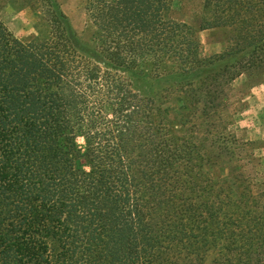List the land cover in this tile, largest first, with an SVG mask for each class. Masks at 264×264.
<instances>
[{
	"label": "trees",
	"instance_id": "1",
	"mask_svg": "<svg viewBox=\"0 0 264 264\" xmlns=\"http://www.w3.org/2000/svg\"><path fill=\"white\" fill-rule=\"evenodd\" d=\"M193 1L86 0L89 44L57 0L7 1L40 20L0 19V264H264V172L221 126L264 76V0ZM152 73L179 80L133 88Z\"/></svg>",
	"mask_w": 264,
	"mask_h": 264
},
{
	"label": "rangeland",
	"instance_id": "2",
	"mask_svg": "<svg viewBox=\"0 0 264 264\" xmlns=\"http://www.w3.org/2000/svg\"><path fill=\"white\" fill-rule=\"evenodd\" d=\"M0 0V19L15 36L27 38L36 34V26L40 17L29 9L19 10L7 2ZM62 11L69 18L71 26L81 37L85 44L90 43L93 27L87 12L86 0H57ZM201 0H194V5H199ZM201 43V54L209 56L220 53L224 44L220 34L211 31H201L198 34ZM179 79L140 75L134 77L133 88L143 95L149 93L159 94L167 89L170 84ZM245 77L241 76L233 81L227 91V101L221 110V126L233 132L239 138L252 141L249 148L254 153L249 167L264 172V76L258 84H246ZM152 95V94H151Z\"/></svg>",
	"mask_w": 264,
	"mask_h": 264
}]
</instances>
